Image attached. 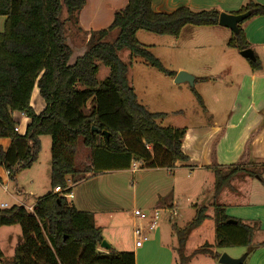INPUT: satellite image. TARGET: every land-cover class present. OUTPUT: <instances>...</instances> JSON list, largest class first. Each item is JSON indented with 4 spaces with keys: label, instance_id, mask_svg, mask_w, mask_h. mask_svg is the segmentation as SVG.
Masks as SVG:
<instances>
[{
    "label": "trees",
    "instance_id": "16d2710c",
    "mask_svg": "<svg viewBox=\"0 0 264 264\" xmlns=\"http://www.w3.org/2000/svg\"><path fill=\"white\" fill-rule=\"evenodd\" d=\"M152 3L153 0H128L108 29L90 33L86 52L71 64L73 50L67 43L66 25L76 20L85 0H0V17H6L4 32L0 34V139L11 140L7 151L0 147V167L7 171L10 180L16 181L17 175L38 159L40 137L50 136L52 140L51 192L38 199L33 212L17 205L0 209V228L19 226L22 231L21 242L9 264H136L134 253H100L103 235L93 214L76 209L67 197L71 189L63 194H55L54 189H66L69 181L77 184L101 171L129 169L133 162L140 163L142 169H172L189 161L182 152L186 129L160 126L158 122L166 119L167 114L151 113L139 104L128 80L129 67L119 53L127 50L132 58H140L174 79L176 74L165 69L150 48L139 42L137 34L146 31L179 37L186 27L219 25L220 12L180 8L171 14L155 13ZM64 10L68 17L63 21ZM246 13L251 14L248 19L264 17V6L249 2L233 15ZM243 23L228 43L229 48L239 52L251 48L242 30ZM115 31L116 39L107 42ZM98 62L110 69L102 84L97 80ZM248 62L253 70L260 68L257 57ZM35 87L46 104L40 114L31 107ZM193 93L204 107L201 96L195 90ZM15 113L30 120L24 134L15 132ZM93 128L100 133L93 132ZM257 133L251 134L238 162L225 172L216 160L220 135L214 139L210 154V168L216 179L213 204L209 208L199 207L190 224L175 230L181 264H188L198 255L219 260L221 255L213 251L215 247L251 248L256 226L229 218L225 207L214 200L240 173L258 175L264 183L258 172L248 169ZM80 143L89 155L84 153L87 159L78 166ZM100 159L114 163L101 166ZM210 208L215 244L186 256V243L192 232L210 219ZM3 258L0 249L1 263Z\"/></svg>",
    "mask_w": 264,
    "mask_h": 264
},
{
    "label": "crops",
    "instance_id": "0c3cea01",
    "mask_svg": "<svg viewBox=\"0 0 264 264\" xmlns=\"http://www.w3.org/2000/svg\"><path fill=\"white\" fill-rule=\"evenodd\" d=\"M249 2L264 6V0H153L152 9L155 13L163 14H171L180 8H189L193 11L215 9L220 14H233ZM127 4L128 0H85V5L77 14L76 20L68 22L66 25L67 43L73 50L71 64L86 52L90 33L108 29L115 14L123 10ZM67 17L64 10L62 20H66ZM5 23L6 17H0V34L4 32ZM198 28L202 29L200 33L204 36L216 34L217 40L226 38L231 31L219 25ZM242 30L250 44V49L259 60L260 68L253 70L249 60L246 59L248 67L246 68L242 64L241 61H244V58L241 56V52L228 47L230 37L226 45L227 49L228 51H237L238 54L235 56L234 54H222L226 58L216 54V57L212 58V64L219 62L227 64L229 70L233 72V75H230H236L239 78L236 80V86L232 88L225 86L229 78L226 69L219 72L210 67L206 75L195 78V84H203L202 89L197 93L201 96L204 106L201 107L210 117V122L208 126L193 125L185 128L186 135L182 141V152L189 159L187 163H178V167L172 169H142L140 163L133 162L129 169L101 171L91 179L77 184L71 182V193L74 198L69 200L78 211L93 214L96 226L102 230L103 241H106L110 246V249L106 250L100 244L98 247L100 253L108 254L110 251L134 253L136 264H140L145 256L156 254L158 257H165L164 264H174L176 257L172 251L174 248L173 238L169 233H161L158 227L153 232H149V239L141 248L135 247L133 229L137 220L134 211L148 212L149 216L157 212L160 216L158 223L166 217L170 218L172 213L176 215L180 203L175 201L174 196L176 190L185 189L184 186H182L183 189L179 188L182 181H196L198 185L202 182V185L206 186L208 190L205 206H211L216 179L210 168V154L212 143L218 135H220V139L216 146V160L219 168L225 172L238 162L248 138L252 133L258 131L251 145L252 163L248 169L258 172L261 179L264 180V17L258 16L245 20ZM115 33L117 37L118 33L115 31L107 39ZM206 36L200 40L206 42ZM208 42L210 41L206 43ZM76 53L77 55L74 56ZM234 62L241 66L239 75L235 74L236 70L231 68ZM36 90L35 88L32 94L31 107L35 108L37 114H40L44 106L35 98ZM142 106L151 113H162L154 112L155 110L149 104ZM165 114L167 113L165 112ZM14 118L22 133L23 126L27 124L28 127L30 120L19 113H15ZM165 120L159 121V125L164 127ZM10 145V139H0V147L3 150L7 151ZM5 172L0 168L1 185L4 184V179L9 180L8 173L5 174ZM17 193H19L18 190ZM214 201L217 205L225 207L226 215L229 218L240 220L246 224L251 220H260L261 227L264 228V186L258 175L256 177L245 173L236 175L230 185L223 189ZM23 203H18V206L25 205ZM211 218L212 216H210ZM124 227L131 229L133 237L131 243L125 244L118 240ZM4 228H0V231H5ZM176 229L179 230L174 226L171 231L174 233L175 241H178ZM108 230L114 234L113 240L109 239ZM151 234H153V239L150 238ZM189 240L191 241V239ZM162 243L167 244L166 247H163ZM188 251V246H186V256H190ZM194 251H191V254ZM202 256L211 260L215 259L211 255Z\"/></svg>",
    "mask_w": 264,
    "mask_h": 264
},
{
    "label": "rangeland",
    "instance_id": "374dc122",
    "mask_svg": "<svg viewBox=\"0 0 264 264\" xmlns=\"http://www.w3.org/2000/svg\"><path fill=\"white\" fill-rule=\"evenodd\" d=\"M63 19V18H62ZM70 30V29H69ZM198 27H186L182 30L179 37L173 36H159L141 31L137 35L139 42L150 48L151 53L161 61L165 69L176 75L180 72H186L192 75L194 78L206 75L207 70L211 68L221 71L226 69L228 73V80L225 86L235 87L237 76H231L233 72L229 70L228 65L219 62L218 64H212V58L216 57V54H238L237 51H228L227 42L232 37V32L229 31L226 38L217 40L216 34L205 35L207 37L206 42H202L200 39L205 36L200 33ZM192 32V33H189ZM227 32V31H226ZM69 36L71 34L69 33ZM116 37V33L111 35L107 42L112 43ZM228 37V38H227ZM219 38V36H218ZM230 52V53H229ZM77 55L74 54V56ZM119 57L129 67L128 80L131 86L135 89V93L138 98L139 104H149L154 112H166L167 117L164 122V127L171 128H186L193 125L208 126L210 117L203 111L199 104L193 90L196 92L202 89L203 84L197 83L191 86L189 83H183L177 85L174 83V79L159 72L158 70L147 65L140 58H132L129 51L125 50L119 53ZM222 57L226 58L225 55ZM239 60V59H238ZM243 60V59H240ZM246 68L248 62L241 61ZM99 72L97 80L100 84L104 83L110 75V69L105 67L101 63H97ZM231 67V66H230ZM233 70H236L237 75L241 74V66L237 62L232 63ZM187 69V70H180ZM233 75V74H232ZM176 77V76H175ZM173 79V81H171ZM173 82V83H172ZM35 98L46 107L45 102L41 98L38 88L35 87ZM79 90L83 87L78 86ZM33 108V107H32ZM43 109V110H44ZM35 111V108H33ZM36 113V111H35ZM37 114V113H36ZM27 129V124L23 126L24 134ZM41 151L38 159L32 165L31 168L22 170L16 177V181L5 180L4 184H0V204H8L11 206H18V203H23L26 209L33 208L38 199L45 197L51 192V149L52 140L50 136L40 137ZM79 152L76 163L81 166L80 163L86 161L85 154H88L82 143L79 144ZM85 153V154H84ZM82 160V162H81ZM101 166L112 165L113 160L100 159ZM178 167V166H177ZM176 167V168H177ZM4 172L6 171L0 167ZM7 171L5 172V174ZM3 176V175H2ZM201 184H197L195 181H182V186L185 187L182 191L176 190L174 199L179 202V210L176 207L177 214L170 215V218L162 220L158 223V230L163 234L172 236L174 242V248L172 249L173 255L176 259L174 264H181L178 254V241H175V236L172 228L184 229L190 224L195 216L199 207H206V201L208 197L207 187ZM17 185V187H16ZM202 185V186H200ZM264 186V183H263ZM178 188V189H179ZM17 190L19 193H17ZM209 208V206H208ZM213 208L209 209L208 215L213 217ZM148 214V212H146ZM171 213V212H170ZM245 223V222H244ZM247 224H256L254 230V236L251 248L249 247H225L214 248V251L220 255L226 254L231 258L238 259L245 255H248L246 260L247 264H264V228L261 227L260 220H251ZM5 231H0V249L4 255L3 262L0 264H9L15 255V250L21 242L22 231L19 226L5 227ZM6 232V233H5ZM176 232V231H175ZM109 239L113 240V233L108 230ZM215 223L213 219L207 220L205 224L192 232L188 239L186 246H188V253L191 255V251L203 248L207 245L215 244ZM153 239V234L150 235ZM133 237L131 229L124 227L118 236V240L125 242V244L131 243ZM167 244L162 243L163 247ZM255 250H251V249ZM186 249V248H185ZM250 253V254H249ZM137 258V257H136ZM138 260V259H137ZM174 260V259H173ZM164 256H157L156 254L151 256H145L142 258L140 264H164ZM164 262V263H163ZM190 263V262H189ZM188 263V264H189ZM190 264H220L219 260H211L208 257L202 255L193 258Z\"/></svg>",
    "mask_w": 264,
    "mask_h": 264
},
{
    "label": "water",
    "instance_id": "95a60500",
    "mask_svg": "<svg viewBox=\"0 0 264 264\" xmlns=\"http://www.w3.org/2000/svg\"><path fill=\"white\" fill-rule=\"evenodd\" d=\"M250 13L242 14V15H233V14H226V13H221L219 17L218 24L221 27L227 28L231 30L234 34L239 33V24L244 22L250 17ZM241 56L249 60L251 62H254L256 60L255 54L251 49L242 51ZM174 83L177 85L183 84V83H189L191 86H194L195 84V78L186 73V72H180L176 75L174 79ZM93 132L100 133V131L96 128L92 129ZM103 135L108 136L107 133L103 132ZM229 223L236 224V221H230ZM102 248L109 250L110 246L107 244L106 241H102L101 243ZM247 259V255L234 259L229 257L226 254L221 255L219 262L220 264H244Z\"/></svg>",
    "mask_w": 264,
    "mask_h": 264
},
{
    "label": "built area",
    "instance_id": "2783aa9c",
    "mask_svg": "<svg viewBox=\"0 0 264 264\" xmlns=\"http://www.w3.org/2000/svg\"><path fill=\"white\" fill-rule=\"evenodd\" d=\"M15 132L20 133V129L17 126L15 128ZM72 183L68 182V186L66 189L61 187H57L54 189L55 194H63L67 189H71ZM69 199H73L74 195L70 193L67 195ZM9 206L7 204H0V209H7ZM29 212H33V208L27 209ZM134 216L137 220V223L133 229V237L136 248H141L143 244L149 239V232H153L156 230L158 226V221L160 220V216L157 212L149 216L148 214L141 211H134Z\"/></svg>",
    "mask_w": 264,
    "mask_h": 264
}]
</instances>
